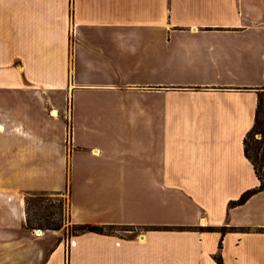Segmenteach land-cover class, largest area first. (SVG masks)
Masks as SVG:
<instances>
[{
	"label": "crops",
	"instance_id": "0c3cea01",
	"mask_svg": "<svg viewBox=\"0 0 264 264\" xmlns=\"http://www.w3.org/2000/svg\"><path fill=\"white\" fill-rule=\"evenodd\" d=\"M263 86L264 0H0V264H264V190L230 206ZM66 190L137 230L29 228Z\"/></svg>",
	"mask_w": 264,
	"mask_h": 264
},
{
	"label": "trees",
	"instance_id": "16d2710c",
	"mask_svg": "<svg viewBox=\"0 0 264 264\" xmlns=\"http://www.w3.org/2000/svg\"><path fill=\"white\" fill-rule=\"evenodd\" d=\"M244 143L246 155L255 167L256 174L260 179V184L256 187L246 190L238 199L232 200L230 202V206L243 204L255 193L264 190V86L258 89V105L255 124L245 137ZM44 202H50V204L46 205L48 211L46 212L45 210V213L42 214L45 221L37 222L31 217V211L33 207H40ZM64 210L65 208L63 199L60 197H58L56 200L52 199L46 191L30 192L26 197L27 224L29 228L42 227L47 229H61L64 226L65 222ZM56 215H59L57 219H55ZM120 226L121 225L117 224L72 223L71 234L77 235L88 231H95L100 233H115V228ZM192 228H194V226H155V229L166 230H185ZM227 229V227H223L224 232ZM216 259L220 263L224 264L223 256L221 253L216 254Z\"/></svg>",
	"mask_w": 264,
	"mask_h": 264
},
{
	"label": "rangeland",
	"instance_id": "374dc122",
	"mask_svg": "<svg viewBox=\"0 0 264 264\" xmlns=\"http://www.w3.org/2000/svg\"><path fill=\"white\" fill-rule=\"evenodd\" d=\"M54 107H50L49 109V112H51L52 114V109ZM68 115H67V119H68V138L70 136V131H71V128H70V100H69V104H68ZM260 136V135H258ZM34 192V191H33ZM39 192V191H37ZM48 192V195L51 196L52 199H57L58 197L62 198L63 199V203H64V212H65V219H64V228H65V238L67 239L68 237H71L72 234H71V229H72V219H71V216H70V200H69V190H66L64 192H55V191H46ZM30 193V192H29ZM28 193V194H29ZM27 194V195H28ZM47 204H50V202H44L42 204V206L40 207H33L32 211H31V217L33 219H35L37 222H44V217L42 216V214L45 213V210L46 212L48 211L47 208H46V205ZM52 207V206H50ZM59 217V215H56L55 219H57ZM41 220V221H40ZM62 227V228H63ZM47 229V228H42V227H36L34 228L35 231L38 233V231L40 229ZM209 228V227H208ZM215 228L214 227H210L209 230H214ZM223 230V228H221ZM129 230H137L136 227H130V226H120V227H117L115 228V232H119V233H127L129 232Z\"/></svg>",
	"mask_w": 264,
	"mask_h": 264
},
{
	"label": "bare ground",
	"instance_id": "6f19581e",
	"mask_svg": "<svg viewBox=\"0 0 264 264\" xmlns=\"http://www.w3.org/2000/svg\"><path fill=\"white\" fill-rule=\"evenodd\" d=\"M54 113L56 114L57 111L55 110ZM207 222H208V220H207L206 218H202V223H203V224H206ZM39 229H40V228H39ZM38 233H39V234H42V233H43V230L40 229V230L38 231Z\"/></svg>",
	"mask_w": 264,
	"mask_h": 264
}]
</instances>
